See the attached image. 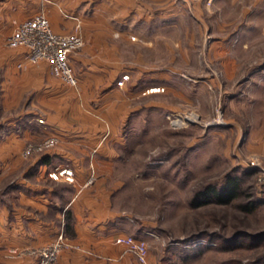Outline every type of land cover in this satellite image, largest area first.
Returning <instances> with one entry per match:
<instances>
[{"label": "rangeland", "instance_id": "1", "mask_svg": "<svg viewBox=\"0 0 264 264\" xmlns=\"http://www.w3.org/2000/svg\"><path fill=\"white\" fill-rule=\"evenodd\" d=\"M193 1L175 0L176 20L145 27L153 43L129 49L133 56L141 51L139 63L161 74L144 77L142 92H130L128 105L138 107L129 113L125 144L118 148L125 182L121 205L147 231L142 237L149 264H264V0H201V12ZM74 32L82 44L69 56L84 44L79 25L58 32ZM68 63L75 83L52 74L77 85L69 57ZM0 67V139L15 133L21 148L15 156L0 150L2 167L14 158L24 163L59 137L37 117L45 131L25 138L27 108L22 102L7 107L1 62ZM133 75L123 73L116 83H135ZM49 136L56 142L25 152L29 143L40 145ZM232 178L238 192L229 202L191 204L198 189L221 188ZM8 186L5 174L0 207L6 206ZM251 201L257 203L254 210L241 207Z\"/></svg>", "mask_w": 264, "mask_h": 264}, {"label": "crops", "instance_id": "2", "mask_svg": "<svg viewBox=\"0 0 264 264\" xmlns=\"http://www.w3.org/2000/svg\"><path fill=\"white\" fill-rule=\"evenodd\" d=\"M193 2L201 12V0ZM179 9L175 0H0V46H7L2 52L0 47V62L7 79L3 91L7 107L22 102L27 108L25 138L45 131L37 117L59 137L53 147L32 153L24 163L14 158L0 167V178L9 176L6 206L0 207V264H36L29 250L59 232L80 247L63 249L58 264H141L115 240L117 234L142 237L147 232L121 205L125 182L116 161L118 148L125 144L129 113L138 107L128 105L130 92L140 90L144 77L161 73L145 68L139 63L142 52L133 56L129 49L153 43L145 27L170 26ZM39 11L57 32L79 25L84 44L69 56L77 85L53 75L46 60L18 66L25 48L5 43L6 34ZM128 72L131 77L135 73L137 81L118 85L117 79ZM8 136L0 139V150L15 156L21 150L20 139L15 133ZM62 168L72 171L71 178L65 173L57 178L48 175ZM11 249L21 254H12Z\"/></svg>", "mask_w": 264, "mask_h": 264}, {"label": "built area", "instance_id": "3", "mask_svg": "<svg viewBox=\"0 0 264 264\" xmlns=\"http://www.w3.org/2000/svg\"><path fill=\"white\" fill-rule=\"evenodd\" d=\"M6 43L12 47L23 46L25 48L23 59L18 63V66L46 60L50 63L51 71L56 76L69 83L76 82L69 67L68 57L73 49L81 46L82 38L76 32H55L44 14L37 13L19 22L14 30L6 36ZM125 78L126 75H123L118 83L121 84ZM38 120L43 122L42 118H38ZM55 142L56 137L49 136L40 145L29 143L24 150L26 153L43 150ZM63 173L67 178L72 176V171L66 168L58 171L53 170L48 175L57 178ZM262 174L264 177V172ZM115 240L125 244L141 264H149L148 243L145 238L131 234H117ZM79 247V244L71 243L63 232H59L51 241L30 249L29 253L36 256V264H58L59 253L63 249ZM11 253L21 254L14 249H11Z\"/></svg>", "mask_w": 264, "mask_h": 264}, {"label": "trees", "instance_id": "4", "mask_svg": "<svg viewBox=\"0 0 264 264\" xmlns=\"http://www.w3.org/2000/svg\"><path fill=\"white\" fill-rule=\"evenodd\" d=\"M238 183L234 178L227 179L221 188L216 187L213 184H207L204 188L198 189L190 202L194 206H198L207 202V200L214 199L221 203L229 202L234 196L237 195ZM257 203L253 201L241 204V207L249 211L254 210Z\"/></svg>", "mask_w": 264, "mask_h": 264}, {"label": "bare ground", "instance_id": "5", "mask_svg": "<svg viewBox=\"0 0 264 264\" xmlns=\"http://www.w3.org/2000/svg\"><path fill=\"white\" fill-rule=\"evenodd\" d=\"M156 88V87H155ZM152 89V88H151Z\"/></svg>", "mask_w": 264, "mask_h": 264}]
</instances>
